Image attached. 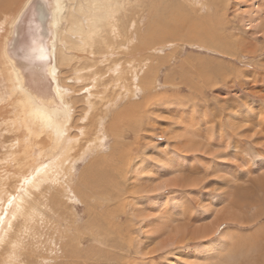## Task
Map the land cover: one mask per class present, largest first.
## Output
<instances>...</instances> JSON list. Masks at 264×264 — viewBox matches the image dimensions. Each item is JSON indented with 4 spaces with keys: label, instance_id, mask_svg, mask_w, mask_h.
<instances>
[{
    "label": "rangeland",
    "instance_id": "obj_1",
    "mask_svg": "<svg viewBox=\"0 0 264 264\" xmlns=\"http://www.w3.org/2000/svg\"><path fill=\"white\" fill-rule=\"evenodd\" d=\"M18 1L0 0V23ZM69 1L56 58L71 173L27 187L37 211L12 220L0 264L13 249L16 264H264V0H131L95 35L90 3ZM7 117L0 201L27 173L4 156L25 137Z\"/></svg>",
    "mask_w": 264,
    "mask_h": 264
},
{
    "label": "bare ground",
    "instance_id": "obj_2",
    "mask_svg": "<svg viewBox=\"0 0 264 264\" xmlns=\"http://www.w3.org/2000/svg\"><path fill=\"white\" fill-rule=\"evenodd\" d=\"M20 1L21 0L17 2V5ZM32 1L33 0H22L19 5L16 6V10L14 12L12 11L13 13L9 14L10 16L3 19L0 23V110H9L10 117H7L6 119L8 130L10 132L15 130L18 132L20 130V132H22L25 136L23 138L18 137L17 139H14V141L11 142V144L13 143L12 146L5 145L4 156L7 157L8 153L14 154L15 156H13L15 157V160H17L16 162L18 163V166L25 168L23 170L27 169L26 174L18 176L20 179L19 182L21 183L19 190L23 191V193H16L14 195L7 194L4 201H0V203H2L0 209L4 212L2 216L0 215V241L7 233L12 220L19 213H22V211L25 210V207V215H19H24L28 218V221L32 220L34 217V212L37 211L36 206L29 203H27L28 206H23V194L27 199L28 197L30 198L27 187H31L32 190L33 188L37 189L40 186L42 187V184L45 182H57L61 173L62 175L67 172L71 173L70 168L72 163L68 167L69 170L66 169L67 171H64L63 167L67 166L71 150L74 149L73 145L70 143L71 140L68 137V133L71 129L70 120L72 119L73 110L69 106V103L66 104L67 101L65 98V91L58 83L59 78L57 80V48L60 42L63 23H65L67 15L70 11L69 7L72 6L77 10L78 3H76V1L71 3L70 1L68 2V0H46L50 13L48 21L49 37L44 45H41L39 41L40 38L38 36L30 39L29 44L35 55L34 60L39 64L35 67V69H33V67H29L28 65L22 63V59H18L8 46L9 41L14 35L13 31L21 14ZM85 1L90 3V9L87 11L86 15L88 16L87 19L89 21L90 31L94 35L99 33V28H103L105 26V22H109V20L111 22L115 21L113 19L114 13L111 12L115 10V12L117 11L118 14L120 13L122 15V12L125 13L126 7L129 3H131V0ZM74 19H76L75 24H70L72 26L71 30L76 33L84 31L81 23V17ZM112 25L114 26V22H112ZM114 29L115 28L113 27L111 30ZM84 34L87 33L84 31ZM109 34H111V32H109ZM118 37L119 36H117V38ZM23 42L27 43V39H24ZM88 43L90 42L88 41ZM130 66H132V64ZM33 72H35L34 75L32 74ZM38 72H42V74L40 75ZM110 72L115 76L120 75L119 80L116 79L115 82L116 84L119 82L118 85H120V82L122 81L120 72H117V69L115 68L112 70L110 69ZM129 73L132 77L134 76L133 68L132 70L129 69ZM3 161L5 162L4 159ZM7 166H5V168H7ZM0 178L2 177L0 176ZM2 180L3 179H0V182ZM164 186L165 185L161 184L159 187L163 188ZM36 202L34 201V203ZM37 204L39 203L37 202ZM215 230L216 228L212 227L208 232L199 235V237H206L207 239L215 233ZM15 250L17 249H13L6 259H2V264L17 263L18 255L14 253ZM208 254H210V252Z\"/></svg>",
    "mask_w": 264,
    "mask_h": 264
},
{
    "label": "water",
    "instance_id": "obj_3",
    "mask_svg": "<svg viewBox=\"0 0 264 264\" xmlns=\"http://www.w3.org/2000/svg\"><path fill=\"white\" fill-rule=\"evenodd\" d=\"M48 8L46 0H33L30 2L21 14L13 31L14 35L8 45L12 53L18 59H22V63L33 67V69L38 66V62L34 60L35 55L29 41L36 36L43 40L46 36H49L48 21L50 13ZM24 39H27V43L23 42ZM32 74L34 75L35 72Z\"/></svg>",
    "mask_w": 264,
    "mask_h": 264
}]
</instances>
